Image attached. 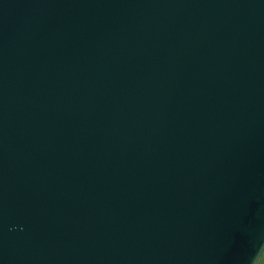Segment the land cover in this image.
<instances>
[{
	"label": "water",
	"instance_id": "95a60500",
	"mask_svg": "<svg viewBox=\"0 0 264 264\" xmlns=\"http://www.w3.org/2000/svg\"><path fill=\"white\" fill-rule=\"evenodd\" d=\"M0 264H264V0H0Z\"/></svg>",
	"mask_w": 264,
	"mask_h": 264
}]
</instances>
